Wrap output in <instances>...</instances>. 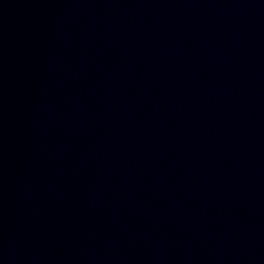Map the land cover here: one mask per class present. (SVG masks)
<instances>
[{
    "label": "water",
    "instance_id": "1",
    "mask_svg": "<svg viewBox=\"0 0 264 264\" xmlns=\"http://www.w3.org/2000/svg\"><path fill=\"white\" fill-rule=\"evenodd\" d=\"M0 264H264V0H0Z\"/></svg>",
    "mask_w": 264,
    "mask_h": 264
}]
</instances>
